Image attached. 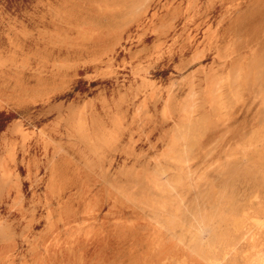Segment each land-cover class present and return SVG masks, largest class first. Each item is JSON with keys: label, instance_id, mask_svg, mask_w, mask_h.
Listing matches in <instances>:
<instances>
[{"label": "rangeland", "instance_id": "1", "mask_svg": "<svg viewBox=\"0 0 264 264\" xmlns=\"http://www.w3.org/2000/svg\"><path fill=\"white\" fill-rule=\"evenodd\" d=\"M0 264H264V0H0Z\"/></svg>", "mask_w": 264, "mask_h": 264}]
</instances>
